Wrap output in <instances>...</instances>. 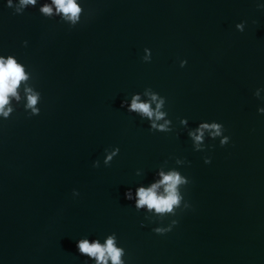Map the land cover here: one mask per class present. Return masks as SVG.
<instances>
[{
	"label": "water",
	"instance_id": "obj_1",
	"mask_svg": "<svg viewBox=\"0 0 264 264\" xmlns=\"http://www.w3.org/2000/svg\"><path fill=\"white\" fill-rule=\"evenodd\" d=\"M76 3L73 25L52 0H0V58L27 77L0 113V264H97L77 242L109 236L122 264H264V0ZM134 96L162 100L168 130ZM173 171L175 214L137 209Z\"/></svg>",
	"mask_w": 264,
	"mask_h": 264
},
{
	"label": "clouds",
	"instance_id": "obj_2",
	"mask_svg": "<svg viewBox=\"0 0 264 264\" xmlns=\"http://www.w3.org/2000/svg\"><path fill=\"white\" fill-rule=\"evenodd\" d=\"M8 6L11 7L12 0H7ZM36 0H19V7L16 9L17 13H21V9H24L28 5H35ZM52 4L55 5L56 12L62 14L63 18L71 21L75 25L80 19V13L82 11L81 7L76 3V0H52ZM260 7H264L261 5ZM40 11L45 15H52L53 9L51 6L45 4ZM242 22L236 25L237 30L243 32L244 24ZM25 44L27 42L25 41ZM147 51V49H145ZM145 60H148L149 57H144ZM187 61L181 62V67L186 64ZM27 77L23 71V68L16 63L11 56L4 60L0 58V113L7 116L8 112L4 110V106L8 103L9 95H16V89L19 86L22 80H26ZM30 91V90H29ZM258 96V91L255 93ZM18 98V97H17ZM38 97L36 95L28 96V107H32L34 112H38V109H35L33 106L36 105ZM156 96H152V100H156ZM139 96H134L132 99L131 111L141 113L143 116L148 117L150 120L154 117L152 123V129H159L160 131L168 130L167 125L168 121H165L164 124L157 125L155 121L161 120L164 117V113L159 109L161 108L163 101L157 103L156 110L153 111L149 103L138 102ZM11 111V109H9ZM261 112H264V109H260ZM205 129L211 130V135L213 137L220 136L223 129L222 124L220 123H202L197 129V133H190L193 139L199 144L202 140L203 133ZM229 138L224 137L220 141V145L224 146L228 143ZM119 152L117 148L113 153L108 154L104 160V164L110 165V162L113 160V156ZM211 160L209 157L205 158V163H210ZM100 162L97 160L93 163V167H99ZM162 180L159 184H153L151 188L145 189L140 188L137 192L138 200L136 202L137 209L147 206L149 210H155L158 214L174 213V207H179L181 196L178 193V185L187 184L188 181L185 180L180 174L173 171L165 175L161 173ZM164 185V195H157L156 189ZM74 195H79L78 192L74 190ZM126 198L131 199L130 193L125 194ZM173 224H176L177 221H173ZM170 229H155L158 233H163L169 231ZM77 248L80 253L86 254L89 257L96 259L97 264H108V260L112 261V264H122L121 255L122 249L115 246L114 236H109L104 245H100L97 242L90 244L87 240H79L77 242Z\"/></svg>",
	"mask_w": 264,
	"mask_h": 264
}]
</instances>
